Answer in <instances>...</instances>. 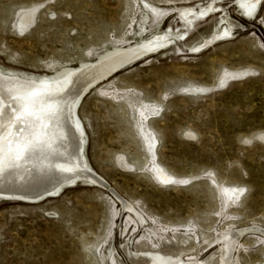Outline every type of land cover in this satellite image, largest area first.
I'll return each instance as SVG.
<instances>
[{"label":"rangeland","instance_id":"obj_1","mask_svg":"<svg viewBox=\"0 0 264 264\" xmlns=\"http://www.w3.org/2000/svg\"><path fill=\"white\" fill-rule=\"evenodd\" d=\"M235 1L0 0V68L36 77L184 33L179 8L218 6L82 96L85 155L105 187L0 198V264H149L145 252L222 264L231 235L229 264H264V0L253 18ZM144 3L170 12L158 23ZM37 6L20 31L19 14Z\"/></svg>","mask_w":264,"mask_h":264},{"label":"bare ground","instance_id":"obj_2","mask_svg":"<svg viewBox=\"0 0 264 264\" xmlns=\"http://www.w3.org/2000/svg\"><path fill=\"white\" fill-rule=\"evenodd\" d=\"M260 2L261 0L235 1L247 18L256 15ZM144 4L150 8L153 19L158 23L170 12L168 9L161 10ZM38 9L37 6L19 14V21L22 23L20 31L33 24ZM217 9L214 2L200 10H195L194 7L179 8L177 14L188 26L186 32L177 35L171 30L158 32L97 62L74 70H64L52 77L26 76L0 68V198L39 202L47 197L57 196L66 187L80 181L104 186L85 155L87 138L76 116L78 101L89 89L108 78L112 72L118 71L117 69L156 53L175 40L185 37L190 27H194V20ZM229 34L231 30L225 28L211 40H221ZM237 74L239 73H224L220 83ZM143 117L147 119L148 114L143 113ZM143 134L153 153L156 142L146 132ZM168 176L161 175V178L170 181ZM224 241L222 264H229L236 235L227 236ZM143 255L148 258L149 264L181 262L159 253L145 252Z\"/></svg>","mask_w":264,"mask_h":264},{"label":"water","instance_id":"obj_3","mask_svg":"<svg viewBox=\"0 0 264 264\" xmlns=\"http://www.w3.org/2000/svg\"><path fill=\"white\" fill-rule=\"evenodd\" d=\"M235 77H237V76H235ZM224 85V84H223ZM219 86H221V85H219Z\"/></svg>","mask_w":264,"mask_h":264}]
</instances>
